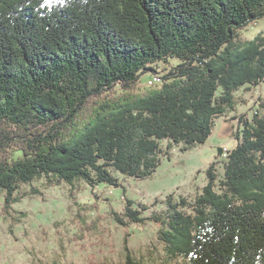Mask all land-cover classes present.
<instances>
[{"label":"trees","instance_id":"16d2710c","mask_svg":"<svg viewBox=\"0 0 264 264\" xmlns=\"http://www.w3.org/2000/svg\"><path fill=\"white\" fill-rule=\"evenodd\" d=\"M263 18L264 0H0L2 210L39 180L119 188L116 174L143 180L175 146L204 145L236 92L264 84V37L240 35ZM145 74L160 82L141 86ZM259 109L238 118L235 146L217 149L192 201L168 196L149 218L169 258L264 264ZM140 208L128 200L114 221L143 224Z\"/></svg>","mask_w":264,"mask_h":264},{"label":"rangeland","instance_id":"374dc122","mask_svg":"<svg viewBox=\"0 0 264 264\" xmlns=\"http://www.w3.org/2000/svg\"><path fill=\"white\" fill-rule=\"evenodd\" d=\"M240 35L245 41L264 37V18L249 24ZM151 83L158 82L149 74L141 77V86ZM235 96V110L215 119L204 145L187 152L175 146L146 179L116 174L119 188L101 186L80 192L67 185L47 187L45 180L23 187L21 192L30 194L8 212L0 206V264H123L125 246L138 264H186L166 255L158 228L149 218L165 210L168 196L192 201L199 194L206 183V169L218 162L217 149L227 152L235 146L238 118L244 116L250 122L264 100V84L242 89ZM259 113L264 116L263 110ZM216 168L221 171L219 164ZM128 200L138 210L140 206L147 209L141 211L143 224L122 227L114 221Z\"/></svg>","mask_w":264,"mask_h":264},{"label":"built area","instance_id":"2783aa9c","mask_svg":"<svg viewBox=\"0 0 264 264\" xmlns=\"http://www.w3.org/2000/svg\"><path fill=\"white\" fill-rule=\"evenodd\" d=\"M152 81L160 82V79H159V77H157V76H153V77H152ZM223 155H225V152H224Z\"/></svg>","mask_w":264,"mask_h":264}]
</instances>
